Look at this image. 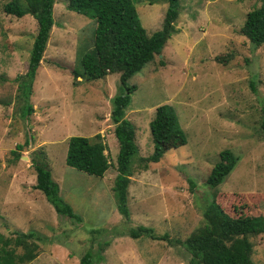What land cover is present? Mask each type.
Masks as SVG:
<instances>
[{
  "label": "rangeland",
  "instance_id": "rangeland-1",
  "mask_svg": "<svg viewBox=\"0 0 264 264\" xmlns=\"http://www.w3.org/2000/svg\"><path fill=\"white\" fill-rule=\"evenodd\" d=\"M7 1L0 0V234L33 230L41 235L37 256L23 264H79L87 249H98L97 239L111 243L95 264H187L190 255L183 245L133 239L128 229L142 224L184 240L205 223L203 210L213 194L231 216L264 215V44L253 47L241 32L246 14L263 0H181L174 33L161 54L129 78L136 89L124 117L134 123L139 156L153 150L149 122L160 104L174 107L186 137L147 169L134 163L130 220L116 210L114 165L97 178L65 163L70 136L99 133L113 163L118 152L110 113L119 73L91 81L78 77L77 83L73 78L78 59L93 47L94 21L67 9V0H54L55 24L30 95L34 111L23 116L16 77L27 70L37 22L29 14L5 13ZM133 1L146 32L160 29L167 0ZM30 137L14 158L10 151ZM223 149L231 150L236 164L211 189L206 178ZM41 150L61 196L83 221L58 215L34 188L31 159ZM94 228H118L125 236L110 238L106 232L93 241ZM252 242L253 264H264V234Z\"/></svg>",
  "mask_w": 264,
  "mask_h": 264
},
{
  "label": "trees",
  "instance_id": "trees-1",
  "mask_svg": "<svg viewBox=\"0 0 264 264\" xmlns=\"http://www.w3.org/2000/svg\"><path fill=\"white\" fill-rule=\"evenodd\" d=\"M24 1L25 4L19 0H9L3 5V11L16 17L29 14L37 22L27 70L16 77L19 95L23 101L22 114L28 116L34 111L30 101L33 81L55 21L54 0ZM180 8L181 0H167L161 28L148 34L141 24L133 0H67V9L82 14L95 23L93 47L78 59V64L72 71L74 82L79 81L78 77L91 81L119 73V83L110 113L115 124L114 135L118 141L115 162L109 160L107 144L97 133L91 137H68L65 163L97 178L103 177L106 170L114 165L116 175L112 187L113 197L116 210L125 220H130L128 187L134 172V163L137 161L142 169H147L150 162H158L167 150L184 144L186 138L174 107L167 103L160 104L155 108L154 116L149 122L153 150L147 156H139L135 126L124 117L131 95L136 89L135 85L128 83L129 78L150 62L155 54H161L168 38L174 33L173 26ZM241 32L253 47L264 44V0L258 8L246 14ZM260 128L264 130V108ZM31 139L32 137L16 144L15 149L10 151L14 158L19 157L18 151L26 147ZM236 160L231 150L220 151L219 161L213 165L206 178L208 187L216 189L233 170ZM31 162L36 172L34 188L44 194L56 213L83 221L82 216L61 196L59 185L51 176L44 150L34 152ZM215 197L213 194L204 207L205 223L184 240L172 239L167 233L158 235L153 227L142 224L130 227L126 234L133 239L147 237L163 239L170 244H181L190 255L187 264H253L252 238L264 234V215L251 216L240 212L237 216H231L224 211ZM117 229H91V240L95 241L96 236L101 237L106 232L110 238L125 236L124 232ZM38 241H41V235L33 230L15 231L11 237L0 234V264H23L32 261L38 254ZM96 242L98 249H87L80 257L79 264H95L102 259L101 252L111 242L109 239H97ZM16 248H21V253H17Z\"/></svg>",
  "mask_w": 264,
  "mask_h": 264
},
{
  "label": "crops",
  "instance_id": "crops-1",
  "mask_svg": "<svg viewBox=\"0 0 264 264\" xmlns=\"http://www.w3.org/2000/svg\"><path fill=\"white\" fill-rule=\"evenodd\" d=\"M133 123V122H132ZM134 124V123H133Z\"/></svg>",
  "mask_w": 264,
  "mask_h": 264
}]
</instances>
